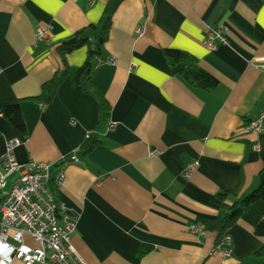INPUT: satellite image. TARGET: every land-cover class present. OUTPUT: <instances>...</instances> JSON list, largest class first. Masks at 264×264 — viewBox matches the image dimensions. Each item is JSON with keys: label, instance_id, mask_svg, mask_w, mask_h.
<instances>
[{"label": "crops", "instance_id": "obj_1", "mask_svg": "<svg viewBox=\"0 0 264 264\" xmlns=\"http://www.w3.org/2000/svg\"><path fill=\"white\" fill-rule=\"evenodd\" d=\"M108 2L0 0V159L18 139L20 164L53 163L50 186L77 220L72 245L87 264H254L264 245L255 234L262 200L229 229L232 254L216 246L224 212L258 186L264 169V128L245 129L264 112V72L250 64L264 56V0H124L92 74L110 105L108 121L117 123L109 131L98 100L74 81L86 48L69 55L71 69L51 104L32 100L64 69L57 47L100 24ZM222 24L229 45L210 49L207 30ZM38 26L50 43L37 41ZM165 49L194 56L219 85L191 86L181 66L167 64ZM15 104L27 135L3 115ZM88 133L99 144L85 154ZM194 161L197 172L186 179ZM62 169L66 181L57 187ZM224 191L227 202L218 198ZM193 224L205 235L191 232ZM145 246L151 250L140 257Z\"/></svg>", "mask_w": 264, "mask_h": 264}, {"label": "built area", "instance_id": "obj_2", "mask_svg": "<svg viewBox=\"0 0 264 264\" xmlns=\"http://www.w3.org/2000/svg\"><path fill=\"white\" fill-rule=\"evenodd\" d=\"M141 29H137L140 34ZM226 25L209 27L205 42L210 49H215L218 42L229 45ZM38 42L50 43L48 29L38 26L36 29ZM113 62V59H109ZM250 64L264 72V56L257 55ZM117 123L108 121L107 130H113ZM264 128V112L258 119L246 125L250 132H261ZM88 133L85 139L90 138ZM19 140L7 143L6 152L0 159V264H87L72 245V237L77 229V220L67 208L56 199L50 184L53 163L32 161L20 164L15 155ZM158 153L154 151L153 154ZM74 161H78L74 157ZM199 166L194 161L186 166L183 176L190 179ZM18 172L16 179L11 177ZM57 187H62L66 175L62 170L54 179ZM10 184V187L8 185ZM190 231L199 236L205 235L204 227L191 225ZM32 239L34 244L26 241ZM216 249L226 257L232 254L231 237L223 235Z\"/></svg>", "mask_w": 264, "mask_h": 264}, {"label": "trees", "instance_id": "obj_3", "mask_svg": "<svg viewBox=\"0 0 264 264\" xmlns=\"http://www.w3.org/2000/svg\"><path fill=\"white\" fill-rule=\"evenodd\" d=\"M123 1L124 0H109L100 24L87 25L73 36L62 41L57 47V51L62 60L64 69L56 73L51 80L43 84L40 95L32 98V100L45 105L51 104L71 69L69 55L75 50L86 48L87 59L84 64L76 70L74 81L83 92L93 95L98 100L100 123L108 121L110 116V105L105 100L101 89L93 82L92 74L96 63L97 47L104 45L109 40L113 15ZM164 56L169 66H181L179 71L180 75L191 86L210 91L219 85V81L206 72L199 65L197 59L191 54L180 50L165 49ZM3 115L17 128V130L27 135L20 105L15 104L6 106L3 109ZM98 144L99 141L91 135L90 138L85 139L82 150L85 154H88ZM52 190L54 191V187H52ZM218 198L222 202H227L231 198V195L229 192L224 191L218 194ZM259 200L264 201V169L259 175L258 186L244 198L233 202L224 212L219 225L218 240L228 233L229 229L237 223L253 203ZM255 234L257 236H264V218L255 225ZM150 250V247H142L138 251V255L142 257ZM253 256L257 259V262L254 264H264V245L255 251Z\"/></svg>", "mask_w": 264, "mask_h": 264}, {"label": "rangeland", "instance_id": "obj_4", "mask_svg": "<svg viewBox=\"0 0 264 264\" xmlns=\"http://www.w3.org/2000/svg\"><path fill=\"white\" fill-rule=\"evenodd\" d=\"M10 184H11V183H9L8 187H10Z\"/></svg>", "mask_w": 264, "mask_h": 264}]
</instances>
